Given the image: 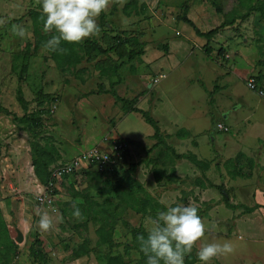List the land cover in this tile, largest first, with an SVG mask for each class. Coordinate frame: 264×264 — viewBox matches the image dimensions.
<instances>
[{
	"label": "rangeland",
	"instance_id": "374dc122",
	"mask_svg": "<svg viewBox=\"0 0 264 264\" xmlns=\"http://www.w3.org/2000/svg\"><path fill=\"white\" fill-rule=\"evenodd\" d=\"M127 0H125L126 2ZM214 2L216 6L222 5V12L216 11V9L205 0H138L140 6L137 4L139 11L131 13L130 16H126L121 11L120 3L115 2V11L108 15L107 20L112 25L110 28L116 29V34L120 31H126L130 33L142 34L145 38L152 39V43L158 45L164 51L168 50L166 39L168 37H184L189 33H193L191 26L182 20L183 16L192 19L193 23L199 28L200 31H207L220 25L224 19L230 17V15H239L246 12V7H240L238 4L224 6L222 0H210ZM144 2V7L142 5ZM257 6H261L264 11V0H254ZM37 6L36 0H0V19L6 20V23L0 26V104L7 108L11 113H13L17 118L21 117L25 113H30L34 110H41V117L44 119L42 121V136L49 134L50 129L58 130L62 133V136L74 135L76 137L86 140V143H82L81 149L92 148L93 146L102 149H106L112 143V141L120 142L126 144L121 160L116 163L112 171L106 172L102 178H98L93 174L87 173L85 170L83 173L73 174L71 176L62 178V182L65 183L64 189L60 190L59 182H57L53 188L54 191V201L59 210L56 216L53 217L54 222L56 218H62L61 223H57L53 230L48 232H42L37 228L38 220H33L30 229L32 232H37L38 238L35 237L34 240H38L40 245H36L37 248H41L48 255V262L45 264H103V255L108 251L105 245H101L97 242L98 238L94 232L95 226L92 222L87 223V228L81 227L77 230L72 228V224L86 222L88 218L87 213L92 209L89 204L93 202H103L109 208H112L116 203L117 199L109 192V186L118 178V172L125 170L131 163L138 164L139 159H151L155 158L154 164H162L165 176H176L178 173L180 175L179 179L182 178L184 186L180 189V184H176V181H172L173 178H165L163 185L153 184L154 181L147 186L148 190L155 198L158 199L161 204L171 205L173 203H180L179 198L182 197L180 191H186L187 188H191L194 178H196L197 173L200 176V171L195 168L186 159H173L170 155V151L164 149V146L159 144L154 148V153H148L147 146L133 148L129 150L130 141L136 144L135 134L132 132H145V126H150L145 120H140L136 115H129V117L122 119L121 112L114 113V117L111 119L110 110L105 106L104 108L100 105L94 106V102L88 98H83L79 100L74 106L79 108V105H83L82 116H77L74 111L72 114V123L66 118L70 112L68 104L61 99L57 102L58 109L55 111V121L53 122V116L49 114V109L52 106V102L45 100L44 102H37V98L40 94L56 95L57 98L63 96L62 92H58L61 85L67 83L66 77L73 78L75 74L72 73L73 70L61 72L56 68L54 62L49 58V51L44 47H40L34 50L33 47V27L32 22L27 12L29 9L35 8ZM111 4L109 5L107 12L109 11ZM260 12V11H259ZM256 19L251 22L250 18L245 20H238L233 25H229L221 28L209 41L210 48L213 49L210 55L215 54V59L217 56L223 61H226L223 65H218L215 62L210 61L213 65L211 70L208 69L204 72V80L207 84L209 90L206 91L208 96L213 95L218 89L219 93H222V99L225 103L232 102L237 99V95L243 97L245 107L249 106L251 101L252 93L257 95L256 91L247 88L244 80L236 76L235 72H232L231 67L235 64L236 68L242 70L246 69H257L254 65L247 64L249 56L252 55V49H256L254 52L264 61V19L260 14L256 13ZM98 24V19H97ZM20 25L25 29L30 36L20 37L13 33L12 26ZM100 31L102 28L99 26ZM114 27V28H113ZM42 28L40 30L42 31ZM119 29V30H118ZM122 29V30H120ZM99 31V34H100ZM43 32V31H42ZM113 31H108L111 33ZM98 34V35H99ZM98 35L91 36L94 38ZM249 40L254 43L249 46ZM100 42H103L101 38ZM165 46H167L165 48ZM199 49L198 53H194V57L190 60L185 59L184 64H180L173 71L164 74L165 79L161 80L162 88L165 90L168 99H173L176 104H180L183 108V94L186 86L189 83L190 75L189 66L197 61L195 58L199 53L202 55L203 47H195ZM230 51H229V50ZM25 50L27 52H25ZM228 52H232L233 58L227 60L225 59ZM229 54V53H228ZM254 54V55H255ZM225 57V58H224ZM127 61H124V63ZM22 64H26L25 72L21 73L20 69ZM126 64V63H125ZM263 65V64H262ZM124 70L127 72V66L125 65ZM125 72V75H128ZM122 73L123 70H122ZM74 74V75H73ZM121 74V72H120ZM89 73L83 72L82 77L89 76ZM191 76V75H190ZM229 77V83L226 84L225 77ZM163 77V78H164ZM157 78V77H155ZM124 79V78H123ZM154 79V78H153ZM130 81V79H128ZM159 81V79H158ZM246 81V80H245ZM127 85H129L127 83ZM202 85L204 83L202 82ZM205 86V85H204ZM21 88L22 96L26 100V105H20L16 99V90ZM124 85L119 87V92L121 95ZM206 87V86H205ZM122 88V90H121ZM220 88V89H219ZM224 88V91L222 90ZM207 88H205L206 90ZM215 90V91H214ZM192 91V89H191ZM129 95V94H127ZM191 95V94H190ZM129 97V96H126ZM153 98V97H152ZM151 100V99H150ZM120 104V103H118ZM106 109V110H105ZM184 112L186 107H184ZM244 114L248 113L247 109H243ZM259 110L256 109V115H259ZM149 114L155 118L154 114L158 116V113L149 112ZM220 116L212 114V122L210 128L209 138L214 136L217 145L211 142H207L209 147H212L210 151H206V144L204 147L200 146V151H205V157H209V167L205 172L206 178L205 182H212L220 186V188H209L206 194V201L200 204L198 207V215L204 219V221H209L213 224V228H217L215 231L216 237L221 236L224 241H239L238 239L245 234L241 231L244 225L248 224L252 227H258L264 224V209L253 207L254 201L250 197V191L254 190V187H262L263 183H260V175L264 176V170L257 175V178H250V183H242L247 181L248 178H237L233 177L236 171L235 162H245V155L239 157L238 153L234 152L232 155L226 153L227 148V135L229 132L216 131V121L222 120L224 123L227 121ZM199 125L202 128H207L208 123L206 121H200ZM173 133L171 135H164L163 141L176 150L180 151L179 154H188L192 150H197V134L191 136H186L182 134L183 137L180 139L175 136L176 125L172 128ZM39 129L28 124V122H20L18 119H13L12 115H6L0 110V162L3 164H12L14 167V162L19 157L26 161V148L30 145L32 140V134L37 132ZM84 132V134H83ZM231 132V131H230ZM125 136V137H123ZM117 139V140H116ZM82 140V141H83ZM201 140V138H200ZM204 140V139H203ZM220 141V145L218 142ZM121 143V142H120ZM104 145V147H102ZM100 146V147H99ZM208 147V148H209ZM218 147V150L216 148ZM109 148L105 151L109 152ZM215 149V150H214ZM208 150V149H207ZM128 151V152H127ZM197 158V157H196ZM149 159V160H150ZM206 159V158H205ZM217 162V163H216ZM0 163V164H1ZM143 164V163H142ZM146 164V163H145ZM150 164V162H148ZM177 164H184V166L177 167ZM237 164V163H236ZM189 166V168L187 167ZM228 170L233 176H226L227 174H220V170ZM117 170V171H116ZM169 173V174H168ZM177 173V174H176ZM258 173V174H259ZM143 174V175H142ZM142 178H147L152 180L153 177L150 174V170L145 168L142 170ZM222 175V178L221 176ZM203 178V177H202ZM203 178V179H204ZM188 181V182H187ZM31 186L34 188V200H35V184L31 180ZM224 191L226 194H224ZM201 194V193H200ZM239 194V195H238ZM5 198H9V194L5 192ZM227 198L229 203L236 205V207H227L225 205L224 198ZM177 203V204H178ZM73 204L79 208L81 213V218H75L72 213L74 211ZM40 206V205H39ZM244 206L249 207L251 211L246 210ZM212 209V210H210ZM121 213L123 220L128 222L130 226H136L142 223L145 228L149 231L152 227L151 220L157 217L159 212L153 214H148L147 216H141L140 214L134 213L129 208H118ZM205 211V213H204ZM203 213V214H202ZM214 214V215H213ZM6 220V219H5ZM6 222L13 226L14 229L19 227L22 223L19 220H6ZM220 225V226H219ZM116 228L113 237L116 242L123 244L125 241L129 240V229L124 226ZM238 228V230H236ZM207 229V226H206ZM208 232V231H207ZM210 232V231H209ZM208 232V233H209ZM234 232V237H226ZM206 233V231H205ZM15 236V230L13 232ZM84 236L88 237L90 240V252L86 256H81L75 258L72 255V250L76 249V246L82 242ZM240 236V237H239ZM226 237V238H223ZM233 238V239H232ZM238 238V239H237ZM22 244V242H20ZM29 242L22 245L19 249V253H26V247ZM196 248V246H194ZM197 249V248H196ZM123 247H117L111 252H122ZM137 257L135 252L130 253L128 264H132L133 260ZM223 262V260H221ZM224 263V262H223ZM209 264H216L214 261H210ZM219 264V263H218Z\"/></svg>",
	"mask_w": 264,
	"mask_h": 264
},
{
	"label": "crops",
	"instance_id": "0c3cea01",
	"mask_svg": "<svg viewBox=\"0 0 264 264\" xmlns=\"http://www.w3.org/2000/svg\"><path fill=\"white\" fill-rule=\"evenodd\" d=\"M128 1L129 0H127L125 3H127ZM114 3L115 0H113V2L110 3L111 7L108 12L105 10V12L107 13V17L108 15L112 14L110 13L111 9L116 8V6H114ZM124 4L121 6V11ZM137 4L138 6H140L139 2H137ZM143 4L145 3L142 2V5ZM257 12L260 14L258 10H253L252 12H250L249 15L245 18V19L250 18V21H246V22H251L254 19H256ZM260 16L264 19V17L261 14ZM111 26L112 25L108 23V28H110ZM201 32H205V31H201ZM114 33L115 32H111L109 34L113 35ZM102 36H103V30L100 31V34L94 38L98 39V41L100 42ZM182 38L183 39H181V37H176V36L168 37L166 39L168 50L164 51L162 48H159L158 46L159 44L155 45L154 43H152L151 38L147 39L145 38V36H143V38L141 39V41L145 42V46L143 47V53L139 57H135L134 59L125 62L126 64L123 63L118 69L120 82L115 85V90L117 94L127 99H136L135 106L138 109L145 110L150 113L159 112L158 116L154 114L155 116L154 120L157 121L160 132L162 133L163 136L171 135L174 131V130L172 131L171 128L174 125H176L177 127V129L175 130V136L179 139L183 137L182 134L186 136H191V134L192 135L197 134V141H196L197 150L195 151L192 150L191 152H187V153L195 155L199 160L210 161L209 157H205L204 155L205 151L202 152L200 151V146L204 147V143H205L207 145L205 150L210 151L212 147H209L207 142L213 140L211 142V145L212 143H213L212 146H214V144L217 145L214 136H212L213 138L211 139L209 138V136L211 135L209 134L210 128H212L211 127L212 114L214 115L216 114V116H220L219 119L220 118H222L223 120L225 119L227 123H224L221 119L216 121V123H222L223 125L229 128L228 132L230 135H227L226 137V141H227V147H225L227 148L226 153L228 155H232L234 152L240 151L238 153V156L243 157L245 155L244 158L246 160V164H243L245 162H235L234 165L236 166V171L234 172V176L231 174L230 171L227 172L228 171L227 169L224 170V172H222L221 169L220 174L222 173H223L222 175L227 174L226 176L228 177L233 176L237 178L240 177L248 178L247 179L248 182L247 181L242 182L245 184L250 183L251 177L258 179L259 176L257 177V175H260L262 170H264V96L256 95L254 94L255 92L252 93L253 94L252 97L254 98H251V101L249 102V106H247L246 108L245 107L246 102L244 101L242 95L241 96L237 95V99L233 100L232 102L225 103L224 99H222V93H219L217 89L216 91L214 90L215 93L217 92V94L214 95L213 103L210 104L209 102L210 97L208 96V93H206V91L209 89L204 80L205 78L204 72H206L208 69L210 70L212 69L211 66L213 64L210 61L215 62L218 65H223L222 63L225 64L226 61L221 60V57L219 58L218 56L215 59L214 58L215 54L210 55L211 52L213 51V49L210 48V45L212 44H209L210 52L208 53V51H206L205 48L207 41L205 37L199 36L194 32V34L189 33L188 35H185ZM247 40L245 38L244 41L246 42ZM101 44L105 45L102 42ZM252 44L254 43H252L249 40L247 45L252 46ZM167 46H165V48ZM195 47H199V48L203 47L202 49L204 52H202V55L199 53L197 56H200V58L196 57L195 59L197 61L193 62L189 66V72L191 76L190 75L187 76V78L190 77L189 83L187 84L186 81V86H184L185 89L187 90H184L183 102L185 104L182 108L181 105L176 104L173 99H168L165 90L162 88L161 80L165 79L167 73L173 71L176 68H179L178 66L180 64H184L185 59L190 60L192 57H194L193 56L194 53H198L199 51V49H196ZM255 50L252 49V55L249 56L247 64L254 65V67L256 66L257 69L250 68V69L242 70L240 68H236L235 64H233L231 66L233 67L231 71L235 72L236 76L242 78L244 82H246L245 80L250 76H259L260 78H258L259 79L258 82L264 88V61L262 58L259 57L258 51H257V55L255 54L254 52ZM228 53L225 54L227 55L226 58L224 57L227 60L231 59V57L233 58L234 55L232 52H228ZM109 56L113 60L118 59L113 52L109 53ZM102 58L104 59L105 57L98 56L96 60H100ZM93 65H94L93 61L86 62L85 60H83L76 67L77 69H80L78 74L77 75L73 74L74 75L72 76L73 78L66 77L68 79L66 80L67 83L61 85V87L59 88L58 92H62L63 96L60 97L59 94V97L57 98L56 95H52V94L49 95L50 97L49 99H52L49 101L53 103L51 108L49 109V114L53 116V122L55 121V116H54L55 111L58 109L57 102H59L61 99H63L70 108V112L68 113V116L66 118V121L68 120V123L69 122L72 123L71 111H74L77 116H82V110L84 106L80 104L79 108H75L74 105L83 98H88L91 101H93L94 106L101 104L103 108L105 106H107V108L109 107L108 109L110 110V115H112L110 121L114 117L113 115L116 110L117 112H121L123 120H125V118L129 117V115L132 114L136 115L140 120H144L142 115L136 111H129L124 113L121 109L120 104L115 103V99L110 93L90 92L91 90H95L99 83H103L105 88L108 89L109 81H115L117 79L116 76L111 74L100 77L99 70L96 69ZM125 65L127 66V72L126 70L123 69ZM122 70L124 73H122ZM83 72L85 73L90 72V75L82 77L81 74H83ZM125 72L128 75H125ZM159 73H164L165 77L159 79L157 83H153L152 82L153 78L157 77ZM128 79H130V81H128ZM225 79H226V84L229 83L230 81L229 77L226 76ZM202 82L206 87L202 85ZM127 83L129 85H127ZM123 85H124L123 87L124 89L122 90L121 88V90L123 91L122 92L123 95H121L119 92L120 91L119 87H122ZM205 88L207 89L205 90ZM222 90L224 91V88H222ZM184 107H186L185 112L183 110ZM243 109H247L248 113L244 114L242 112ZM256 109L259 110L258 113L259 115H256ZM200 121H204V122L206 121V123H208L207 128H202L199 125ZM144 129H145L144 133L132 132L133 134H135V137L137 139L136 141L138 142H136V144H133L130 141V147L128 151L132 150L133 148L147 146L146 151L148 153H154V148L151 149L152 145L156 142V140L152 138L154 130L150 126H145ZM177 132H179V136L177 135L178 134ZM45 135L46 136L43 137V139L48 138L49 141L55 146L57 150V159L55 160V162H53L50 165V167H53L57 164H65L73 157L91 148V147L87 148L86 150L80 148L82 143L84 144L86 143V140L85 139L83 140L82 136L81 138L76 137L74 135L62 136V133L58 132V130L54 129V127L50 129L49 134H45ZM43 139H40L41 143L43 142ZM220 141L221 140H219L218 142L219 145H220ZM102 147H104V145H102ZM108 148L109 146H107L105 150H107ZM172 148L176 153H180V151L176 150V148L174 147ZM164 149L167 150L166 148ZM102 150L105 151L104 149ZM216 150H218V147L216 148ZM25 152L27 155L26 161H23V158L19 157L18 159L20 160L19 161L16 160L14 162V167L12 166V164H3L0 162L1 163L0 164V208L6 220L15 219L22 222L19 225V227L15 229L13 226L7 223L9 233L12 239L18 245V254L15 260L13 261V264H32V259L29 255L28 250L30 245L34 242V238L35 237L38 238L39 236L37 232L31 231L30 226L32 225L33 220L35 221L39 220L38 212L39 213L47 212L52 217L56 216L57 213L59 212L58 210L57 213H52L49 209L39 206V204H37L36 201L34 200V188L33 186H31L30 181L37 180V178L34 174L33 165L30 159V145H28ZM123 153H125V151ZM171 156L173 159H177L174 158L173 155ZM149 159L147 160L144 157L142 160L139 159V161L137 162L138 164H136L135 167L134 177L147 189V191L152 197L155 198L156 196H153L150 193L147 186L150 185V183H152L153 181L155 182L153 184L163 185L165 178L168 179L173 178L172 181H176L177 185L180 184L181 186L180 189H182L184 183L182 182V178L179 179V176H177L180 175L179 173L178 174L176 173L177 175L176 176L174 175L172 177L165 176L164 173L166 172L164 171L163 165L154 164L156 161L154 160L155 158H151L150 160ZM186 160L190 162L188 159ZM148 162H150V164H148ZM191 164L193 165V163ZM180 165L184 166V164H177L176 171H177V167H180ZM187 167L189 168V166ZM145 168H148L150 170V174L153 177L152 180H149V178H147L148 177L147 174H146L147 177L145 176V178H142L143 175L142 170H145ZM195 168L197 167L194 166L192 168V172L193 169ZM93 169L94 168L88 167L85 164L82 168H80V172L83 173L84 170L92 171ZM257 170L261 172L259 173L257 172ZM77 173H79V171H77L75 174ZM157 174H159L160 176L159 183L156 180ZM222 175H220L221 178ZM196 178H200L204 184L208 183L204 181L205 180L204 176H203L204 179L202 178L201 171H200V176L197 173ZM196 178H194L191 188H187L186 191L183 190L180 191L182 197L179 198V201L181 202L180 203L177 202L178 204L188 205L191 203L200 206L201 203L206 201L207 199L206 194L208 193V190L211 187H200L195 182ZM259 178L261 180L260 183H263L264 186V176L260 175ZM62 181L63 180H60L58 184L59 187H61L60 190H63L65 185V183ZM35 190H36V184H35ZM263 190L264 188L256 186L254 187V190L252 188V190L249 192L250 197L252 196L251 199L254 201V204L260 205L258 209L260 208L262 209L261 206H264ZM5 192L9 194V198H5L6 197ZM224 194H226L225 191ZM177 203H173V204H177ZM245 207L246 206H244V208ZM247 208H251V206ZM255 210L256 209H254L253 211ZM202 220L204 221V219ZM204 223L205 226H207L206 233L203 239L197 242L196 245L197 250L200 244L202 243L225 242L224 239L221 238V236L216 237L215 235H213L216 233L212 231H215L217 228H213V224L211 222L204 221ZM14 230H15V236L13 234ZM236 230H238V228ZM18 231L21 232L23 237L21 241L22 244L16 241ZM207 231L210 232L208 233ZM241 231L244 232L245 237L244 235H242V237L239 236L240 237L239 239L237 238L239 241H234V240L229 241L233 245L234 251L227 255H220L218 257H215L211 261H214L216 264L218 263L219 264H264V224L258 227L255 226L252 227L251 225L246 224L243 226V228H241ZM233 234L234 232H232L230 235L226 237H230V238L234 237ZM26 242H29L28 246L26 247V253L27 252L28 253L27 254L23 253L21 256V254L19 253V249L22 245H25ZM43 252L46 254L45 251ZM221 260H223L224 263ZM47 262L48 260L46 261V263ZM195 264H203V262L199 260Z\"/></svg>",
	"mask_w": 264,
	"mask_h": 264
},
{
	"label": "trees",
	"instance_id": "16d2710c",
	"mask_svg": "<svg viewBox=\"0 0 264 264\" xmlns=\"http://www.w3.org/2000/svg\"><path fill=\"white\" fill-rule=\"evenodd\" d=\"M209 2L216 11L222 12V5L216 6L214 2L210 0H205ZM138 0H129L124 4L122 8V12L129 16L134 11L136 13ZM222 4L224 6L236 5L238 4L240 7H246V12L239 15H231L229 18L224 19L223 22L211 28L205 32H201L197 26L193 23L192 20L187 18L186 16L182 17V20L187 23L194 32L203 36L206 39V51L210 52L209 41L211 38L223 27L233 25L238 20L245 19L250 12L253 10L260 11V14L264 17V11L261 6H257L254 0H222ZM144 7V4H143ZM137 10V11H136ZM115 8H112L110 13H113ZM27 15L31 19L32 27H33V47L34 50H37L40 47H44L46 41L51 37V35L55 34L48 33L45 34L40 30L43 27V16L41 12V5L37 3L35 8L29 9ZM108 20L107 13L104 11L98 17V24L103 30V42L105 45L101 44L96 38H85L80 43H67L61 41L60 47L66 49L64 53H58L55 51H49V58L54 62V65L61 72L63 71H71L75 75L78 74L80 69L76 67L85 60L86 62L93 61V66L99 70L100 77L105 75H114L116 76L115 81H109V88L106 89L103 83H99L95 90H91V93H110L114 99L115 103H120L121 109L124 113L129 111H136L142 115L145 122L151 125L154 130L152 138L156 140V142L152 145V148H155L157 145L161 144L168 151L171 152L174 158L180 159H188L194 166H196L202 174L209 167V161L199 160L193 154H179L174 151V149L167 145L163 141V135L160 132L158 123L154 118L149 114L148 111L138 109L135 106L136 99H127L121 97L117 94L115 90V85L120 82V76L118 75L119 67L124 63V61H130L135 57H139L143 53V47L145 46V42L141 41L142 34L138 33H130L126 31H120L119 34H116V29L108 28ZM108 31L115 32L113 35H110ZM105 46V47H104ZM25 52H27L25 50ZM113 52L117 56V60H113L109 53ZM98 56H104L105 58L96 60ZM96 60V61H95ZM26 70V64H22L20 72L23 73ZM256 81L258 82L259 76H254ZM259 83V82H258ZM213 95H210L209 102L213 103ZM50 97L46 94H40L37 98V102L41 103L47 100L50 102ZM16 99L20 105L25 106L26 100L22 96L21 88H17L16 90ZM0 110L3 111L6 115H12L13 119H18L20 122H28V124L32 125L34 128L37 127L39 130L32 134V140L30 142V159L33 165L34 174L37 180L44 184L50 179V165L55 162L57 159V150L55 146L49 141L48 138L43 139L42 136V121L44 120L41 117V110H34L30 113H25L21 117L17 118L13 113H11L7 108L3 107L0 104ZM182 131V130H179ZM178 133V134H177ZM176 134L179 136V132ZM40 139H43V142H40ZM124 154V153H123ZM58 165V164H57ZM116 165V164H115ZM110 165L105 168L103 171L96 170L94 168L95 164H90L88 167L94 168L91 170H85L89 174H93L98 178H102L106 172L112 171L115 166ZM136 164H131L127 169L121 170L118 174V178L109 186V192L113 194V196L117 199V203L109 208L103 202H93V204H89L87 210L92 207V209L87 213L88 218L86 222L72 224V228L77 230L81 227H84L85 230L87 228V223L92 222L95 226V234L98 238L97 242L99 244H103L108 248V251L103 255V264H128V259L131 251H135L137 253V258H135L132 264H147V257L140 250L139 242L137 241L138 235H143L147 238L148 230L142 223H139L136 226H130L128 222L123 220L121 213L118 211V208H129L134 213L140 214L141 216H147L149 213L153 214L155 212H160L166 210V206L161 204V202L152 197L147 189L134 177ZM77 171H74L71 174H67L66 176H71L75 174ZM63 177V178H64ZM159 174L156 175V180L159 183ZM171 177V176H170ZM206 178V177H205ZM196 184L200 187H212V188H220V186L213 184L208 181L207 184H204L200 178H196ZM264 192V190H263ZM225 205L229 208L236 207V205H232L229 203L228 199L224 198ZM175 206V204H172ZM255 208L260 207V205L255 204ZM264 209V206H261ZM247 210L251 208L245 207ZM125 227L129 229V240L125 241L123 244L116 242L113 237V233L116 228ZM36 245H40L38 240H34V242L29 247V255L32 259V264H45L47 261V255L41 250V248H37ZM123 247L122 252H115L114 254L111 250L117 247ZM90 248V240L88 237L84 236L81 243L76 246V249L72 250V255L75 258H79L81 256H86L89 254ZM197 249L193 247L192 252L185 256L184 264H195L199 261L197 255ZM18 254V245L12 239L9 229L7 226V222L4 218L2 210L0 208V264H13L16 256Z\"/></svg>",
	"mask_w": 264,
	"mask_h": 264
},
{
	"label": "clouds",
	"instance_id": "9594fccd",
	"mask_svg": "<svg viewBox=\"0 0 264 264\" xmlns=\"http://www.w3.org/2000/svg\"><path fill=\"white\" fill-rule=\"evenodd\" d=\"M41 5L43 16L42 31L45 34L55 33L44 44V48L58 53L66 52L60 47L61 41L67 43H80L85 38L99 34L97 17L108 9L113 0H36ZM121 5L125 0H115ZM6 20L0 19V26ZM14 34L25 37L30 36L20 25H13ZM42 191V189H41ZM72 215L80 219L81 213L73 204ZM37 228L42 232L53 230L62 218H56L47 212L39 213ZM147 238L137 236L140 250L147 257V264H184L186 255L192 252L198 241L205 235L206 226L198 215L195 204L168 205L166 210L160 211L155 219L151 220ZM234 251L231 242H210L200 244L197 250L198 259L203 264L220 255H227Z\"/></svg>",
	"mask_w": 264,
	"mask_h": 264
},
{
	"label": "built area",
	"instance_id": "2783aa9c",
	"mask_svg": "<svg viewBox=\"0 0 264 264\" xmlns=\"http://www.w3.org/2000/svg\"><path fill=\"white\" fill-rule=\"evenodd\" d=\"M164 74H158L157 78L152 80L153 83H157L158 79L163 78ZM246 86L248 89L256 91L257 95L264 96V88L256 81L254 76H250L246 79ZM216 130L228 132L229 128L222 123H216ZM117 140V139H116ZM121 142V143H120ZM112 141L109 152L100 150L98 147H92L79 155L73 157L65 164H58L50 168V179L42 184L37 180H34L36 184L35 201L43 208L49 209L52 213H57L58 208L55 204V197L53 188L57 182H60L62 178L77 171L78 168H82L85 164H95L94 168L99 171H103L110 165H115L122 158L124 148L126 146L122 141ZM42 189V191H41Z\"/></svg>",
	"mask_w": 264,
	"mask_h": 264
},
{
	"label": "water",
	"instance_id": "95a60500",
	"mask_svg": "<svg viewBox=\"0 0 264 264\" xmlns=\"http://www.w3.org/2000/svg\"><path fill=\"white\" fill-rule=\"evenodd\" d=\"M22 239H23L22 234H21L20 231H18V232H17V239H16V241H17V242H21Z\"/></svg>",
	"mask_w": 264,
	"mask_h": 264
}]
</instances>
